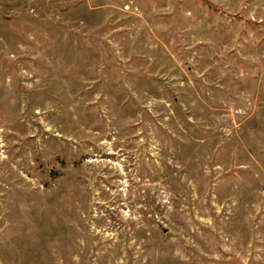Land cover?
<instances>
[{"label":"rangeland","instance_id":"1","mask_svg":"<svg viewBox=\"0 0 264 264\" xmlns=\"http://www.w3.org/2000/svg\"><path fill=\"white\" fill-rule=\"evenodd\" d=\"M0 264H264V0H0Z\"/></svg>","mask_w":264,"mask_h":264}]
</instances>
